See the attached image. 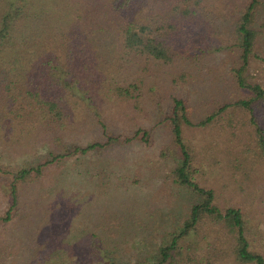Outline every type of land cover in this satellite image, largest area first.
Returning <instances> with one entry per match:
<instances>
[{
    "label": "trees",
    "instance_id": "trees-1",
    "mask_svg": "<svg viewBox=\"0 0 264 264\" xmlns=\"http://www.w3.org/2000/svg\"><path fill=\"white\" fill-rule=\"evenodd\" d=\"M0 264H264V0H0Z\"/></svg>",
    "mask_w": 264,
    "mask_h": 264
},
{
    "label": "rangeland",
    "instance_id": "rangeland-1",
    "mask_svg": "<svg viewBox=\"0 0 264 264\" xmlns=\"http://www.w3.org/2000/svg\"><path fill=\"white\" fill-rule=\"evenodd\" d=\"M209 178V175L207 174L205 176V179H208ZM213 179L217 178V176H213L212 177ZM198 183L204 187V178L201 176L200 178L197 179ZM144 188L142 187L141 189V192L144 193ZM177 190H180L179 188H177ZM182 197H184V199L181 201V204H180V208H185L187 205L183 204L185 203L186 201H189V195H184L182 194ZM194 200H192L193 202ZM178 211L180 209H177ZM179 221V218L178 217H175V216H170V217H166V218H163L161 220V226H162V232H165L166 230H169L171 227H173L175 224H177ZM162 236V234L160 235V237Z\"/></svg>",
    "mask_w": 264,
    "mask_h": 264
}]
</instances>
